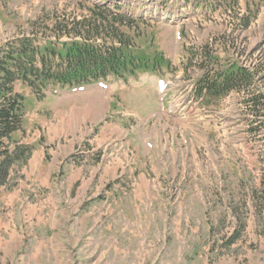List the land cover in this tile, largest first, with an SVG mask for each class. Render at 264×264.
I'll return each instance as SVG.
<instances>
[{
  "label": "rangeland",
  "instance_id": "obj_1",
  "mask_svg": "<svg viewBox=\"0 0 264 264\" xmlns=\"http://www.w3.org/2000/svg\"><path fill=\"white\" fill-rule=\"evenodd\" d=\"M99 1L0 0V50L53 46L56 24ZM127 1L117 11L146 22L139 54L160 70L42 99L16 89L34 155L0 190V264H264V0ZM209 58L255 70L250 93L195 100ZM18 191L46 208L7 225Z\"/></svg>",
  "mask_w": 264,
  "mask_h": 264
},
{
  "label": "trees",
  "instance_id": "obj_2",
  "mask_svg": "<svg viewBox=\"0 0 264 264\" xmlns=\"http://www.w3.org/2000/svg\"><path fill=\"white\" fill-rule=\"evenodd\" d=\"M110 8L92 4L83 19L56 24L53 46L40 48L36 40L23 38L0 50V190L12 189L11 179L27 165L34 151L16 138L24 134L26 112V99L17 92L18 85H25L42 99L51 86L65 91L109 79L127 81L140 73H155L161 66L154 64L161 61L156 56L151 65L150 57L139 54L140 42L147 39L140 25L146 22ZM207 61V66L203 65L206 74L196 83V100L201 105L235 92L246 95L255 86V70L237 64L222 70L218 60ZM260 101V96L251 95L246 103L256 109Z\"/></svg>",
  "mask_w": 264,
  "mask_h": 264
},
{
  "label": "crops",
  "instance_id": "obj_3",
  "mask_svg": "<svg viewBox=\"0 0 264 264\" xmlns=\"http://www.w3.org/2000/svg\"><path fill=\"white\" fill-rule=\"evenodd\" d=\"M33 155L34 154H32V157ZM51 165L52 163L50 164V166ZM27 166H28V169H31L30 161L28 162V165H26V167ZM50 166L45 176L44 175L41 177L37 176L40 186L44 187L46 183H50L53 180V177H51V173L49 172V170L51 169ZM30 197H31V194L26 195L23 193V191L14 192L12 194L5 196L3 205L5 208H7V210H9L8 215L11 216V218L7 220V225L10 224L11 222H14L17 216H20L21 221L24 222V220L26 219L27 212L29 213L30 220L31 219L38 220L36 217V214L38 213L39 210L46 208V206L39 205L37 201L35 200H29L28 198ZM48 200L52 201V199H48ZM13 228L16 231L17 226L14 225Z\"/></svg>",
  "mask_w": 264,
  "mask_h": 264
}]
</instances>
